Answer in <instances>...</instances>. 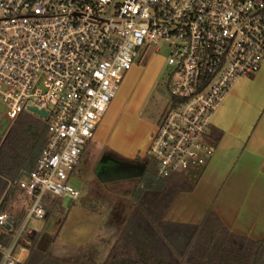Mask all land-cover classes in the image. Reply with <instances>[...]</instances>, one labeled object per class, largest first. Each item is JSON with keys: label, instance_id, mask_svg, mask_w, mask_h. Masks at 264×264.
<instances>
[{"label": "built area", "instance_id": "1", "mask_svg": "<svg viewBox=\"0 0 264 264\" xmlns=\"http://www.w3.org/2000/svg\"><path fill=\"white\" fill-rule=\"evenodd\" d=\"M149 49L166 51L173 76L170 110L147 154L161 178L203 168L213 154L214 112L264 61V0H0L3 119L11 126L20 114L34 115L47 137L35 169L15 183L30 204L0 247V264L27 258L21 237L30 219L46 218L45 196L79 197L72 172L124 76ZM8 218L0 213L1 229Z\"/></svg>", "mask_w": 264, "mask_h": 264}, {"label": "crops", "instance_id": "2", "mask_svg": "<svg viewBox=\"0 0 264 264\" xmlns=\"http://www.w3.org/2000/svg\"><path fill=\"white\" fill-rule=\"evenodd\" d=\"M155 56L159 58H155L153 63L156 64L158 60V65L149 66L154 70V78L166 61L158 54ZM131 80L132 70L124 76L115 98L71 175V178L76 173L81 176L85 169L86 175L91 174L90 183L97 181L100 185L96 184L99 188L95 195H109L115 199L110 205L109 216L101 217L95 208L88 209L86 214L99 219V222L88 239L79 241L63 239L70 221L64 228V224L58 226L51 244H58L71 256L59 259L50 254L49 257L62 264H92L94 257L101 261L108 252L104 247H110L115 241L107 239L114 236V232L118 236L131 211L128 193L136 178L118 179L117 176L126 173L129 168L143 167L151 137L160 123L154 125L141 116L154 82H137L136 86L131 87ZM210 131L219 136L213 146V154L205 167L196 168L188 177L195 181V187L192 192L176 197L166 221L200 226L207 214L213 213L230 234L264 242V61L256 75L238 80L233 85L214 112ZM95 153L96 158L100 156L101 160L99 165L96 164L97 178L89 165ZM84 159L85 167L80 171ZM20 200L26 209L17 207L16 214L26 213L29 208L27 197L22 195ZM76 201L69 200L68 209L74 207ZM51 219L41 221L47 224ZM36 249L45 255L49 250V245L41 242V235Z\"/></svg>", "mask_w": 264, "mask_h": 264}, {"label": "trees", "instance_id": "3", "mask_svg": "<svg viewBox=\"0 0 264 264\" xmlns=\"http://www.w3.org/2000/svg\"><path fill=\"white\" fill-rule=\"evenodd\" d=\"M214 146L219 136L210 131ZM47 143L46 125L29 114H20L0 138V213L13 219L12 230L0 228V247L7 246L25 217V211L12 212L23 194L15 183L32 172ZM133 173L128 198L131 211L102 264H264V242H254L230 234L213 213L200 226L173 224L166 215L176 197L190 193L195 181L182 174L157 176L153 163L144 162ZM46 219L62 215L60 199L45 196ZM29 243L22 244L28 256L21 264H62L37 251L40 233L30 232ZM1 259V253H0Z\"/></svg>", "mask_w": 264, "mask_h": 264}, {"label": "rangeland", "instance_id": "4", "mask_svg": "<svg viewBox=\"0 0 264 264\" xmlns=\"http://www.w3.org/2000/svg\"><path fill=\"white\" fill-rule=\"evenodd\" d=\"M155 55L157 54H154L152 50L149 49L141 58L138 57L136 63L131 68L132 80L130 83L131 87H134L136 86L137 82H154L153 89L150 90L145 105L143 106V110L141 111V116L145 117L146 119H149L150 123L154 125L161 122V120L170 110L172 100L170 98V93L168 91L167 85L169 83V80L173 76V70L167 66L165 61L159 74L154 78V70L152 71L149 66L150 64H152L153 66L158 65V60L156 64L153 63L154 60H156L155 58H159ZM166 55V51H163L158 54V56L164 58H166ZM131 70L129 72H131ZM31 116L35 117L34 115ZM2 119L3 114H0V121ZM6 132L0 138H3ZM96 155L97 154L95 153L94 156L89 160V165L92 167L93 171L96 170V164L99 165L101 161L100 156L96 158ZM145 156V161L153 163L155 165L154 161L151 160L148 154H146ZM85 162L86 159H84L81 166L79 167L80 171L81 168L85 167L83 165ZM195 169L196 168L191 167L188 170L184 171L182 175L188 178ZM85 171L86 170L84 169V171L81 172V176H78V174L76 173V175H74V177H72L69 181L72 187L79 189V197L76 199L77 201L75 202L74 207L68 209L69 199H61V206L63 208V214L65 215L63 228L65 227L67 222H71L70 227H67L66 231L63 233V239H66L67 241H71L73 239H76L77 241L81 239H88L93 233V230L98 225L99 219L87 215L86 211H88V209L93 210L95 208L96 212H98V216L107 218V216H109L108 211L111 207L110 205H112L113 201L115 200L113 197H109V195H95L98 191L97 188H99L100 185L99 183H97V181L90 183V180H92L91 174L86 175ZM93 175L95 176V178H97L98 176V174L96 175V171L93 172ZM96 184H98L99 186ZM20 201V197H18V200L15 202L12 209L13 213L18 211L17 207H23ZM128 204L132 206V202L130 199H128ZM77 205L78 207H76ZM51 218L53 219L49 220L47 224H44V222L41 220L30 219L24 229L23 235L21 237V242L22 244L29 243L28 231L40 233L41 242H43L45 245H49V250L47 251L48 256L52 254L54 257H58L59 259L68 258L71 256L70 252H64L65 249L60 248L58 244H51L53 235L56 232L58 226L60 225L63 216L54 215ZM116 238L117 234H115L114 232V236H111L109 239H107V241L112 242ZM42 247H44V245ZM104 249L109 252L110 247L105 246ZM105 250L104 253L106 252ZM108 252H106V254L102 256L101 261L97 260V258L94 257V262L92 264H102ZM63 261L69 263L68 260Z\"/></svg>", "mask_w": 264, "mask_h": 264}, {"label": "water", "instance_id": "5", "mask_svg": "<svg viewBox=\"0 0 264 264\" xmlns=\"http://www.w3.org/2000/svg\"><path fill=\"white\" fill-rule=\"evenodd\" d=\"M31 112L36 114L39 118H45L46 114L43 110L41 111H37L36 109H31ZM0 114H3V106L0 105ZM8 122L5 119H2L0 121V137L3 136V134L7 131L8 129ZM138 175L135 173H122L120 175L117 176L118 179H133L136 178ZM13 223V219L12 218H8L7 219V225L5 226V230L9 231L10 230V226Z\"/></svg>", "mask_w": 264, "mask_h": 264}, {"label": "flooded vegetation", "instance_id": "6", "mask_svg": "<svg viewBox=\"0 0 264 264\" xmlns=\"http://www.w3.org/2000/svg\"><path fill=\"white\" fill-rule=\"evenodd\" d=\"M136 169H137V168H129L127 172H129V173H130V172L133 173V171H136Z\"/></svg>", "mask_w": 264, "mask_h": 264}]
</instances>
